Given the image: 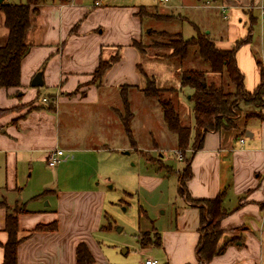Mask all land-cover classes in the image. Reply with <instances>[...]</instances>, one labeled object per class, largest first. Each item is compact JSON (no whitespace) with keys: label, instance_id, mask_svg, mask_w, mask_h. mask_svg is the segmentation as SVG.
<instances>
[{"label":"crops","instance_id":"crops-1","mask_svg":"<svg viewBox=\"0 0 264 264\" xmlns=\"http://www.w3.org/2000/svg\"><path fill=\"white\" fill-rule=\"evenodd\" d=\"M198 1L193 3L197 6ZM1 3L0 43L3 44L8 28ZM261 4L264 0H224L216 5L226 6L223 18L226 26L236 33L242 25L251 22L253 9ZM141 6L147 5L123 0H45L31 16L26 35L31 48L21 62V86L0 89V109H9L0 113V201H3L0 242L3 244L8 239L7 214L16 213L20 234L23 237L28 234L17 247V264H77L76 248L80 241H86L96 256L98 243L92 238V231L102 221L106 202L103 190L99 187L59 189L58 195L54 194L55 208L39 206L37 194L24 193L29 170L33 173L39 162L47 164L48 153L55 147L65 149V153L111 149L106 142L97 144L101 141L98 137L105 141L104 137L112 135L114 126L121 125L112 116L113 104L118 99L107 101L104 89L113 87L116 91L121 89V93L125 85L141 89L143 76L139 69L144 70L145 60L142 51L133 44L142 39L144 27L137 14ZM212 39L220 40L219 32ZM233 41L215 43L229 49L236 45L235 42L233 46ZM236 56L245 75V86L253 90L260 83L261 68L254 58L252 65L247 66L239 51ZM102 60L110 64L95 83L92 78ZM149 66L148 70H152ZM38 71L42 72L44 81L40 87L52 89L49 94L55 95V104L53 108L46 107L49 96H43L40 103L44 106L29 110L24 105H40L36 99L41 88L31 84ZM123 99L129 103L127 95ZM245 117L238 118V127L208 131L200 149L194 148L195 131L191 132L192 141L185 150L191 154L187 160L191 164V177L186 181V205L177 213L176 225L165 238L166 243L158 249L164 255L163 264H198L201 205L189 200L187 195L197 200L215 197L222 191L229 210L221 225L227 231L239 229L242 235L206 264H264V119ZM247 131L252 136H246ZM80 141L86 146H81ZM49 182L52 183L43 181ZM31 203L33 206H29ZM55 220L57 229L34 231L37 225L50 227ZM225 240L223 236L220 244ZM162 245L163 242L157 246ZM3 259L4 248L0 245V264Z\"/></svg>","mask_w":264,"mask_h":264},{"label":"rangeland","instance_id":"rangeland-1","mask_svg":"<svg viewBox=\"0 0 264 264\" xmlns=\"http://www.w3.org/2000/svg\"><path fill=\"white\" fill-rule=\"evenodd\" d=\"M26 1L6 0L10 3ZM123 2L147 5L143 17H140L144 28L142 39L138 41L144 48L142 59L145 60L143 65L146 76L155 77L160 87L177 88L180 115L182 121L192 127V134L195 131L194 103L190 97L193 89L189 86H181L179 74L181 64L178 59L169 56L170 50L154 47L158 42L168 41L169 38L165 37L164 31L170 33L181 31L184 38H190L196 34L197 24L199 30L210 32L211 38H216L219 32L221 39L218 41L214 39L218 43L233 41L235 34L233 46L235 42L242 41L250 34V41L242 44L237 53L239 51L242 61L247 66L252 65L253 58L256 59L257 65L258 61H261L258 66L264 70V16L257 7L253 9L256 21L254 20L253 23L248 21L233 33L232 29L226 26L227 21L223 18L227 10L223 11L221 6L216 5L224 0L197 2L199 5L207 4L208 7L196 6L193 0H169L165 4L160 3L159 0H123ZM230 12L229 7L228 13ZM147 60L150 61L151 66ZM148 66L152 70H148ZM139 72L143 76L141 88H144L148 84L147 77L142 70L139 69ZM211 77L219 83V75ZM225 78L229 80L227 75ZM92 79L96 83L99 79L98 74ZM132 87L125 85L122 90L124 93L120 92L121 89L116 91L113 87L104 89L105 96L109 98L107 101L111 98L118 99L112 107L114 121L119 122L120 115L127 119L130 117L129 111L133 112L134 116L130 122L131 135L120 121L121 125L114 126L112 135L104 137L107 138L105 141L98 137L101 141L97 144L106 142L110 150L78 153L66 151L64 156L67 157L66 160L56 167L39 162V170L37 166L33 167V173L29 170V181L24 193L37 194L39 206L52 208L56 207L57 198L54 194H57L59 189L92 190L99 187L106 193L102 221L99 228L92 231V238L98 243L94 264H143L148 257L156 258L163 264L164 255L158 249L166 243L165 238H168L169 232L176 225L177 213L186 205L185 194L181 191V175L191 154L177 147V135L164 122L162 108L158 102L143 96L136 86ZM51 90L42 87L36 99L40 103V98L49 96L46 103L48 108L55 104V95L49 94ZM99 91L102 92L103 89L100 88ZM126 95L129 103H125L123 99ZM41 105L44 106V103L40 105L28 103L24 107L31 110ZM245 109L252 108L244 107ZM263 110L264 108L261 109ZM244 115L245 113L242 114ZM79 144L86 146L84 141H80ZM180 154L183 155L182 158ZM45 180H50L52 183L45 184L43 183ZM48 187L58 189L51 192L47 190ZM200 203L204 208L208 207L206 203L202 201ZM156 233L161 235L163 242L161 247L152 243H142V237L146 241L149 238L154 240ZM241 235V230L236 229L227 231L223 236L225 239H235L240 238Z\"/></svg>","mask_w":264,"mask_h":264},{"label":"trees","instance_id":"trees-1","mask_svg":"<svg viewBox=\"0 0 264 264\" xmlns=\"http://www.w3.org/2000/svg\"><path fill=\"white\" fill-rule=\"evenodd\" d=\"M44 1L27 0L25 3L4 1L1 3V10L5 15V25L8 28V36L3 44L0 43V89L21 86V62L31 48V45L26 42V35L31 26V16L39 11V5ZM146 9L147 6H141L137 14L143 17V12ZM254 20L256 21V17L253 15L251 23ZM150 33L151 31H149ZM164 33L165 37L169 38L168 41L158 42L154 47L170 50L169 56L178 59L177 61L181 64L179 71L181 86H189L193 89L190 97L194 103L196 135L193 146L195 149L202 147L204 135L208 131L238 127L237 120L243 113L246 115V120H249L252 116L264 119L261 111L264 108V70L261 68V80L258 86L253 90H248L245 86V75L241 71L236 58L238 48L250 41V34L242 41H238L234 47L228 49L218 47L209 33L198 28L196 34L190 38H184L181 31L176 33L164 31ZM133 44L143 52L144 48L138 41H134ZM111 62L113 61L111 60ZM260 62L258 61V65L261 64ZM109 64V61L102 60L96 68L95 74L101 77ZM142 73L146 76L143 69ZM215 75H219V83L211 77ZM225 75L230 81L226 80ZM147 83V86L140 89L141 92L145 97L153 98L158 102L162 108L164 122L177 135V147L185 151L189 145L192 127L182 121L177 88L160 87L153 76L152 78L147 77ZM244 107L252 109L244 110ZM259 109L260 112L257 113ZM7 110L9 109H0V113ZM129 113L130 117L127 119L120 115V121L128 134L131 135L130 122L133 113L130 111ZM190 177L191 164L187 161L181 175V191L185 195L187 192L186 181ZM187 197L194 203L201 205V235L196 251L198 264H206L214 256L223 253L227 246L232 242H236L238 238L226 239L220 244L221 238L227 232L222 227L221 220L229 210L224 203V191L212 198L193 200L189 194ZM201 201L206 203L208 207L204 208V205L200 203ZM2 203L3 201H0V204ZM57 225V220L50 227L39 224L34 231L55 230ZM5 230L8 233V239L3 244L0 242V245L4 248L2 264H17V247L28 234L25 237L20 234L16 213L7 214ZM141 240L143 244L161 245L162 243L159 233H156L154 240L149 238L146 241L144 237ZM76 255L77 264H94L96 261L86 241L78 243Z\"/></svg>","mask_w":264,"mask_h":264},{"label":"built area","instance_id":"built-area-1","mask_svg":"<svg viewBox=\"0 0 264 264\" xmlns=\"http://www.w3.org/2000/svg\"><path fill=\"white\" fill-rule=\"evenodd\" d=\"M169 0H159L160 3H167ZM223 8V10L226 8L225 5L221 6ZM259 9H261L262 14L264 15V4H261L258 6ZM44 100H47V98H43ZM241 143L244 142V139L241 138L240 139ZM65 149H62L60 147H55L54 149H52L47 156V164L50 167H56L57 165H59L62 161L65 160ZM180 158H182V154L179 155ZM143 264H160V261L156 258H151L148 257L147 259H145V261L143 262Z\"/></svg>","mask_w":264,"mask_h":264},{"label":"water","instance_id":"water-1","mask_svg":"<svg viewBox=\"0 0 264 264\" xmlns=\"http://www.w3.org/2000/svg\"><path fill=\"white\" fill-rule=\"evenodd\" d=\"M0 1L2 2L3 0H0ZM43 83H44V81H43V78H42V72H41V71H38V72L34 75L32 81H31V84H32V86H34V87H40V86L43 85ZM246 136H249V137H250V136H252V133L250 134L249 131H247V132H246Z\"/></svg>","mask_w":264,"mask_h":264}]
</instances>
